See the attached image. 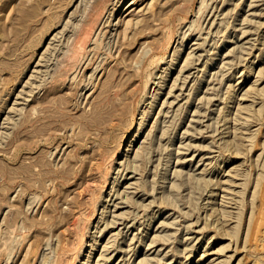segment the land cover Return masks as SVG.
Listing matches in <instances>:
<instances>
[{
    "label": "rangeland",
    "instance_id": "obj_1",
    "mask_svg": "<svg viewBox=\"0 0 264 264\" xmlns=\"http://www.w3.org/2000/svg\"><path fill=\"white\" fill-rule=\"evenodd\" d=\"M96 1L0 0V264H44L97 161L126 203L90 264H264V0H110L83 36Z\"/></svg>",
    "mask_w": 264,
    "mask_h": 264
},
{
    "label": "bare ground",
    "instance_id": "obj_2",
    "mask_svg": "<svg viewBox=\"0 0 264 264\" xmlns=\"http://www.w3.org/2000/svg\"><path fill=\"white\" fill-rule=\"evenodd\" d=\"M115 1V0H113ZM121 1V0H119ZM132 2V0H129ZM112 2V1H111ZM136 2V1H135ZM110 0H97L95 2V5L93 6V9L89 15V18H90V22L83 27V36H88L90 35L94 28H96V26H98V23L100 22V20L102 21V15L103 13L105 12V10L110 9ZM117 3V2H116ZM129 3V2H128ZM134 3V2H133ZM132 3V4H133ZM115 4V2L113 3V5ZM118 4V3H117ZM125 4V3H124ZM130 4V3H129ZM112 5V4H111ZM112 5V6H113ZM134 5V4H133ZM111 6V7H112ZM132 6V5H131ZM113 7H116L113 6ZM124 7V6H123ZM210 7V6H209ZM127 8V7H126ZM125 8V9H126ZM213 8H216V7H213ZM119 9V8H117ZM208 9V8H207ZM212 8H210V11ZM124 10V9H123ZM113 11V10H112ZM111 11V12H112ZM119 11V10H118ZM109 12V11H108ZM107 12V13H108ZM122 12V11H121ZM119 12V13H121ZM207 12V10H206ZM124 14V13H123ZM122 14V15H123ZM211 14V12H210ZM215 14V13H214ZM212 15V14H211ZM215 15H218V13H216ZM214 15V16H215ZM114 16V15H113ZM121 16V15H120ZM210 15H208L209 17ZM110 17V16H109ZM119 17V16H117ZM213 17V16H212ZM211 17V18H212ZM217 17V16H216ZM104 18V17H103ZM207 18V17H206ZM215 19V17H213ZM115 19V18H114ZM117 19V18H116ZM205 19V18H204ZM206 20V19H205ZM208 20V19H207ZM206 20V21H207ZM212 21V20H211ZM214 21V20H213ZM216 21V20H215ZM214 21V22H215ZM105 23V21H103ZM102 22V23H103ZM116 23L118 21H115ZM208 22V21H207ZM212 22V24L214 23ZM103 23V24H104ZM211 23V22H210ZM209 24V23H208ZM102 25V24H101ZM115 25V24H114ZM214 25V24H213ZM212 27V26H211ZM95 31V30H94ZM191 31V30H190ZM196 31V30H195ZM192 33V32H191ZM208 33V32H207ZM194 34V33H193ZM200 34V33H199ZM189 35V34H188ZM201 35V34H200ZM192 36V35H191ZM198 36V34H196V37ZM199 37V36H198ZM202 37V36H201ZM208 38V36H206ZM206 37H203L204 39H207ZM184 39V37H183ZM187 39V38H186ZM190 39V37L188 38ZM194 39H195V36H194ZM193 39V40H194ZM198 39V38H197ZM201 39V38H200ZM196 40V39H195ZM191 41V40H190ZM206 41V40H205ZM196 42V41H195ZM182 43V42H181ZM197 44V43H195ZM183 45V44H182ZM205 45V42L204 44ZM199 46H200V42H199ZM201 46H202V43H201ZM200 46V47H201ZM203 47V46H202ZM199 48V47H198ZM196 50V49H195ZM182 51V50H180ZM178 53V51H176ZM176 53V55H178ZM194 52H192L193 54ZM195 54V53H194ZM192 56H195V55H192ZM179 59V58H178ZM177 59V60H178ZM199 58L197 57V61ZM173 61H175V59H173ZM195 61V60H194ZM192 61V63L194 62ZM162 62V61H161ZM177 62V61H176ZM211 62V61H210ZM174 63V62H173ZM172 63V65H173ZM198 64V63H197ZM170 66V64H169ZM186 66V65H185ZM188 66V65H187ZM186 66V67H187ZM191 66V65H190ZM189 66V68H190ZM195 66V65H194ZM208 66V64H207ZM184 67V66H183ZM182 67V68H183ZM185 68V67H184ZM184 68L182 70H184ZM194 68V67H193ZM205 68V67H204ZM165 69V68H164ZM195 69V68H194ZM198 69V67H197ZM203 69V68H202ZM206 69V68H205ZM181 70V69H180ZM181 70V71H182ZM191 70V69H190ZM189 70V71H190ZM161 71V69H160ZM192 71V70H191ZM199 71V70H198ZM200 71H201V68H200ZM168 72H169V67L166 68L165 70V73L168 75ZM188 72V71H187ZM157 73V72H156ZM162 73V72H161ZM164 73V74H165ZM173 73V72H172ZM204 73H205V70H204ZM159 74V73H158ZM163 74V75H164ZM182 74V72H181ZM180 74V75H181ZM186 74V72H185ZM189 74V72L187 73ZM190 75V74H189ZM174 76V74H173ZM172 76V77H173ZM177 76V75H176ZM183 76V75H182ZM187 76V75H185ZM206 76V75H205ZM160 77V75H159ZM181 77V76H179ZM177 77V78H179ZM188 77V76H187ZM186 77V79H188ZM202 77V76H201ZM185 77H183V80H184ZM158 79V78H157ZM161 79V78H160ZM166 79V77H165ZM184 80V83L185 81L187 82V80ZM201 79V78H200ZM204 79V78H203ZM156 80V79H155ZM176 82V80L178 81L179 79H174ZM160 81V80H159ZM156 82V81H153V83ZM157 83V82H156ZM155 83V84H156ZM165 83V82H164ZM178 83V82H176ZM176 83L175 85V88L179 87L178 85L176 86ZM159 84V83H157ZM161 85V84H160ZM184 85V84H183ZM200 85V84H199ZM173 86H171L173 88ZM185 86V85H184ZM184 86L182 88H184ZM163 87V86H162ZM181 87L179 89H181ZM168 88V86H167ZM161 89V88H160ZM159 90V89H158ZM165 90V89H164ZM170 92L172 93V89L170 88L169 89ZM169 90H168V93H169ZM182 92V90H180ZM160 92V91H159ZM163 91H161L162 93ZM184 92V91H183ZM166 91H165V95H166ZM167 93V94H168ZM169 93V94H171ZM175 93V92H174ZM173 94V93H172ZM180 95V93H178ZM176 95V94H175ZM174 95V96H175ZM178 96V95H177ZM182 96V95H181ZM157 97V96H155ZM168 97V95L166 96ZM180 98V96H178ZM174 102L176 101V99L174 98L173 100ZM154 103V102H153ZM172 103V102H171ZM170 103V104H171ZM152 106V105H151ZM150 106V107H151ZM153 109V107H152ZM144 120L142 122H140V125H138V127H136V129L134 130V132H132L129 136H128V139L126 141V144H125V149L124 151H121L119 152V155H125L124 157H127L128 158V155L129 153L131 152V149H134V144H135V141L137 140V138L139 137L140 133H141V129H142V126L144 124ZM127 146V147H126ZM112 164L114 165H117L121 163V161H117V156L116 157H113V160L111 161ZM91 164V163H90ZM90 166V165H89ZM89 166H85L82 170V175L76 185V188H75V191L73 192V195L71 197H69L70 199V202L68 203L69 206H68V210H67V213L65 214V221L64 223L62 224V226L57 230V232L55 233V238H52V242H49L48 244H50L48 246L49 248V251L47 254H49L45 259H44V264H90V261H91V258L94 256V254L96 253L97 251V248H98V239H97V235H95V226L98 227V224L95 222H97V214L98 213H101L103 214L104 217L107 218V213L112 211V208L114 205H116L118 203V205L120 207L121 204H119V200L117 201L116 204H114L116 202V199H117V195H119L120 193H118L117 195L113 193V190H115L114 188H117L115 187L119 182L120 180H118L119 178L117 177V175L115 176H112V172L114 171L113 168L110 170L109 168V171H107V167L105 166V164L102 162V161H97L94 166H93V169H91V172H88L89 170ZM122 166V165H121ZM120 166V167H121ZM125 167V166H124ZM115 168H117L115 166ZM127 167H125L126 169ZM124 170V169H123ZM112 171V172H111ZM121 171V169H120ZM118 172V171H117ZM125 172V170L123 171V173ZM126 173V172H125ZM129 173V172H128ZM123 175V174H122ZM129 175V174H128ZM132 175V174H131ZM130 175V176H131ZM120 176V175H119ZM125 176V175H124ZM122 177V176H121ZM126 177V176H125ZM118 178V179H117ZM129 178V176H128ZM117 179V180H116ZM123 182V181H122ZM121 182V183H122ZM126 182V181H125ZM124 183V182H123ZM124 185V184H123ZM126 186V185H125ZM123 187V186H122ZM127 187V186H126ZM129 187V186H128ZM118 189V188H117ZM120 191V190H119ZM117 192V191H115ZM121 192V191H120ZM122 194V193H121ZM121 195H119L118 197H120ZM122 197H120V200H121ZM119 199V198H118ZM122 201V200H121ZM120 201V202H121ZM122 202H125L122 201ZM126 203V202H125ZM124 204V203H123ZM122 204V205H123ZM117 205V206H118ZM115 207V206H114ZM140 210V208H139ZM113 214H118V212L116 213L114 210L112 211ZM137 214V213H135ZM112 215V213H111ZM110 215V216H111ZM121 215V214H120ZM139 215V214H138ZM99 216V214H98ZM103 216L101 218H103ZM113 216H115V218L117 217L116 215H112V218ZM140 216V215H139ZM122 217V216H120ZM136 217V216H135ZM134 217V218H135ZM105 218V219H106ZM114 218V220H116ZM119 218V217H118ZM133 218V219H134ZM137 218V217H136ZM135 218V219H136ZM104 219V218H103ZM102 219V220H103ZM154 219V218H153ZM113 219L109 220V221H112ZM113 220V221H114ZM104 221V220H103ZM106 221V220H105ZM121 222V220H119ZM124 221V220H123ZM151 221V220H150ZM153 221V220H152ZM101 222V220H100ZM118 222V223H120ZM111 223V222H110ZM114 223V222H112ZM134 223V222H133ZM151 223V222H150ZM100 224V223H99ZM108 225L114 227L115 225L117 224H114V226L112 224H109L107 223ZM131 224V223H129ZM101 225V224H100ZM99 225V226H100ZM153 225V223H152ZM106 226V223H104V227ZM129 226V225H128ZM150 226V225H149ZM148 226V227H149ZM104 227H102L104 229ZM107 228H109V226H106ZM127 227V226H126ZM130 227V226H129ZM147 227V228H148ZM100 226V229L103 230ZM111 228V227H110ZM95 229V230H94ZM149 229V228H148ZM151 229V227H150ZM99 230V231H101ZM106 230V229H105ZM109 230V229H108ZM113 230V229H112ZM131 230V229H129ZM110 231V230H109ZM95 232V233H94ZM105 232V231H104ZM129 232V231H128ZM255 232H256V228H255ZM100 233L99 236L101 235L102 232H98ZM123 233V232H122ZM125 233V232H124ZM127 233V232H126ZM104 234V233H103ZM102 236V235H101ZM102 238V237H101ZM100 238V239H101ZM55 239V241H54ZM100 242V241H99ZM107 246V245H105ZM104 246V247H105ZM137 247V246H136ZM104 249V248H102ZM121 249V248H120ZM47 250V249H46ZM101 250V249H100ZM106 250V249H105ZM112 250V249H111ZM114 250V249H113ZM116 250V249H115ZM119 248H117L116 251H118ZM123 250V249H121ZM120 250V251H121ZM126 251V249H125ZM123 251V252H125ZM109 252V251H108ZM45 253V254H46ZM104 254H107V253H104ZM119 254V253H118ZM101 255H103L101 253ZM104 256V255H103ZM108 257L111 258L110 255H107ZM106 256V257H107ZM106 257L104 256V258L106 259ZM104 259V260H105ZM109 259V258H107ZM108 261V260H107ZM105 261V262H107ZM104 262V263H105ZM112 262V261H111ZM92 264V263H91Z\"/></svg>",
    "mask_w": 264,
    "mask_h": 264
}]
</instances>
